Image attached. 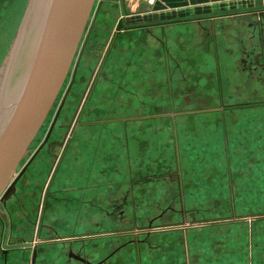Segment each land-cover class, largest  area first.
Returning <instances> with one entry per match:
<instances>
[{"label":"crops","instance_id":"crops-1","mask_svg":"<svg viewBox=\"0 0 264 264\" xmlns=\"http://www.w3.org/2000/svg\"><path fill=\"white\" fill-rule=\"evenodd\" d=\"M253 1L101 2L90 43L123 26L85 120L7 201L11 238L31 250L4 264H264V0Z\"/></svg>","mask_w":264,"mask_h":264},{"label":"water","instance_id":"water-1","mask_svg":"<svg viewBox=\"0 0 264 264\" xmlns=\"http://www.w3.org/2000/svg\"><path fill=\"white\" fill-rule=\"evenodd\" d=\"M32 1H29L25 17L30 14L28 12ZM94 1L50 0L49 2L38 29L39 33L37 32V41L24 82L14 101L9 104V111L0 124V201L6 199L13 191L16 181L23 173L24 168L13 177L67 76ZM102 1L99 0L94 16ZM253 3L255 7H261L263 0H254ZM262 11L252 12L261 14ZM26 19L22 21L24 25ZM120 27L121 21H118L116 31ZM91 28L92 23L88 32Z\"/></svg>","mask_w":264,"mask_h":264},{"label":"rangeland","instance_id":"rangeland-1","mask_svg":"<svg viewBox=\"0 0 264 264\" xmlns=\"http://www.w3.org/2000/svg\"><path fill=\"white\" fill-rule=\"evenodd\" d=\"M20 1L21 0H15V2H14V0H0V15H1V17L3 16V14L5 12L8 11L9 7H12L11 12H9V14L5 15V17L1 18L2 20H0V54L3 50L4 45H5V41L8 39L10 34H12L10 45L6 50V53L3 55L4 57H3L2 62H0V85H2V83L3 84L6 83L5 85L7 87L9 80L11 79V76L14 75L13 80H11L10 90H12V88L15 87V84L18 82V79L21 76V73H18L20 68L24 67V69H25V67L27 65V62H28L29 57L31 55L33 43L35 42V37H36L38 29L40 27L41 16H42L40 14V15H38L37 18L34 17V19L32 20V17L34 16V14L31 13L30 15H28V17L27 16L25 17L26 10H27V7H29L28 4H29L30 0H22V4H19ZM96 2H97V0H95L93 3L92 11H91L89 19L87 21V24H86V27H85V30L83 32V35H82V38H81V41L79 43L78 48H80V46L83 42L84 36L87 35V33H88L89 25H90V23H92L94 11H95V8L97 7ZM236 6H237L236 10L242 8V7H240L239 4H237ZM163 8H166V7L164 6ZM207 11H205V12H207ZM209 11H211V10H209ZM24 19H26L28 22V23H26L27 24L26 32L23 31V29H24L23 23L24 22H22V21H24ZM20 37H21V39H20ZM99 43H100V40L94 42L92 45L90 43V40H89V42L87 44V47L89 49H91L92 47L95 49L96 46H99L97 57L93 58L94 62H95V68L93 69V74L91 76L90 82H92V78H94L96 75L95 73H97L96 72L97 71L96 66L100 62L102 54L107 49V45L109 43V38L107 41L103 40V42L101 41V44H99ZM90 51L91 50H88L89 53H90ZM77 54H78V52L75 54L74 60H76ZM93 59H92V61H93ZM72 68H73V65H71L69 73L67 74L66 79L62 85V88L58 92V95H57L55 101L53 102V105L51 106V109L49 110L45 121L42 123L39 132L36 134L35 138L31 142V144L28 146L27 152L24 155V157L21 159L17 169L14 172V175H16L18 173V171L22 167L23 163L27 160V158L29 156H31V154L37 148L39 143L42 141L46 131L48 130V127H49L50 122L53 118L54 112L56 111L58 104L60 103L63 95L66 93V89L68 88ZM81 80L82 79H81V75H80L79 82L82 83ZM90 82L86 81L85 84L83 85V87L81 86L80 91L78 92L79 96L77 97V99L75 101V106L77 109L76 112H80V110L82 111L84 108L83 107L84 106L83 101H84L85 96L89 93V88L91 85ZM180 103H181V106H183L182 105L183 102H178L179 105H180ZM9 104H10V102L6 103V105H5L6 110H8ZM84 114L85 113L83 112L82 116L79 119L77 124H81L85 120V118L83 117ZM1 122H2V120H1V116H0V124H1ZM69 124L71 126V123H69ZM2 205L3 204L0 201V207ZM0 210H3V209H0ZM5 217L6 216H4L3 213L0 212V264H4L5 254H8L7 256H11L12 254H19V255L23 256L22 252L24 253L27 251V253H29L31 250V245H28L25 247L22 246L23 249H20L21 246L16 245V242H18V241H15V239L11 238V235L9 233V228L7 225V220L5 219ZM253 219H254V216L252 217V220ZM188 224H190V226L192 225V223H190V222ZM33 231L34 230L30 231V234H29L30 238H34V233L33 234L31 233ZM29 248H30V250H29ZM23 263L26 264L25 256L23 258ZM27 264H29V263H27Z\"/></svg>","mask_w":264,"mask_h":264},{"label":"flooded vegetation","instance_id":"flooded-vegetation-1","mask_svg":"<svg viewBox=\"0 0 264 264\" xmlns=\"http://www.w3.org/2000/svg\"><path fill=\"white\" fill-rule=\"evenodd\" d=\"M98 2H99V0H98ZM115 26H116V24H115ZM122 26L123 25H122V21H121V27L119 28V30H121ZM94 29H99L100 31H104L103 29L99 28L97 25H94V23L92 22V28L89 30L87 35H85L84 38H83V42H84V40H85V42H84V46L82 48V51L80 53L79 58H78V54H79L81 46H80V48H78L79 50L77 49V51H76V53L78 52L76 60H74V58H75V55H74L73 61L71 63V65H73V68H72V71H71V77H70V81H69V84H68V88L66 89V93L63 95L60 103L58 104V107H57L56 111L54 112L53 118H52V120L50 122L48 130L46 131L42 141L39 143V145L34 150V152L31 154V156H29L27 158V160L23 163L22 167L20 168V170L22 168H24L23 173L21 174V176L27 170L28 166L36 159L37 156H39L41 154V152L44 149H45V153L46 154L48 153V155H50L54 159L58 160L59 157H57V154L54 153L55 148L64 145V143H66V141H67L68 134L71 132V130L75 126H78L77 123H78L79 119L81 118L82 113L84 112V108H85V105H86V100H87V98H88V96L90 94L91 86H92V83H93V82H90L91 76L93 74V69L89 70L88 67H89L90 63H92V59L94 57H97V54H98V47L99 46H96L95 49L93 47L91 49H89L87 47V44L89 42V35ZM118 31H116L115 27H114L113 31L110 33L111 36H110L109 43H108L107 47L111 44L113 37L115 36V34ZM83 42H82V44H83ZM99 44H101V42ZM88 50H91L90 53L88 52ZM102 56H103V54H102ZM76 61H77V64H76ZM70 68H71V66H70ZM70 68H69V70H70ZM69 70H68V73H69ZM95 74L96 75H95L94 78H96L98 73H95ZM80 75H81L82 83L79 82ZM84 75H86V77H84ZM94 78H92V79H94ZM86 81H89L91 83L90 88H89V93L84 98V101H83V105H84L83 107L84 108H83V110L82 111L80 110V112H76L77 109H76V106H75V101H76L77 97L79 96L78 92L80 91L81 86L83 87V85L85 84ZM61 88H62V86H61ZM69 123H71V126H70ZM39 130H38V132H39ZM58 131H63V135L61 137L62 138L61 140H56L55 139ZM56 162L54 163V165H56ZM16 175H14L13 177H15ZM21 176L19 177V179L21 178ZM19 179L16 181V183L14 185V188H13V191L11 193H9V195L6 197V199L1 201V203L3 205L0 207V209H3V210H0V212L3 213V215L6 216V217H7V213L5 212L6 203L10 199L11 195L13 194L14 189H15L16 184L19 181ZM48 184L49 183H47L45 185V187L43 189V194H46L48 192Z\"/></svg>","mask_w":264,"mask_h":264},{"label":"bare ground","instance_id":"bare-ground-1","mask_svg":"<svg viewBox=\"0 0 264 264\" xmlns=\"http://www.w3.org/2000/svg\"><path fill=\"white\" fill-rule=\"evenodd\" d=\"M49 2H50V0H45V1L44 0H33L32 3H31V7H30V10H29L28 14L29 13L30 14L31 13L34 14V16L32 17V20L34 19V17L37 18L38 15L41 14L42 16H41L40 26L42 24L43 17H44V15L46 13V9H47V7L49 5ZM26 23H28L27 20L25 21V25H24V29H23L24 32H26V28H27V24ZM117 26H118V22L116 24V27ZM115 30H116V28H115ZM38 33H39V31H38ZM38 33H37V35L35 37V42L33 43V47H32V50H31V55L29 57V60L27 62V65H26L25 69H24V67H21L19 72H18V73H21V76L18 79V82L16 83L17 85L15 84V87H13L12 90H10L11 80H13L14 75H12L13 77L11 76V79L9 80V83H8L7 87L5 85L6 83H4V84L2 83V85H0V116H1V120L5 116V114H7L8 111H9V109L6 110V108H5L6 103H8V102L12 103L14 101L17 93L19 92V90H20V88L22 86V83L24 82V79H25L26 73H27V69L29 68V65H30V60H31V57H32V53H33V50H34V47H35V44H36V41H37ZM20 39H21V37H20Z\"/></svg>","mask_w":264,"mask_h":264}]
</instances>
